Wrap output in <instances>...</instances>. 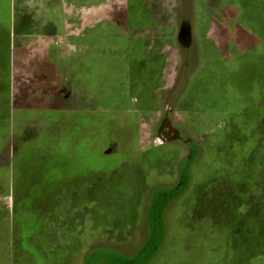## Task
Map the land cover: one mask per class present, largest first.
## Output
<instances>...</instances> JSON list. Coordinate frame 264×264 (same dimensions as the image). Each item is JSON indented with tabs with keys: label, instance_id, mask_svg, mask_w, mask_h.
Listing matches in <instances>:
<instances>
[{
	"label": "rangeland",
	"instance_id": "rangeland-1",
	"mask_svg": "<svg viewBox=\"0 0 264 264\" xmlns=\"http://www.w3.org/2000/svg\"><path fill=\"white\" fill-rule=\"evenodd\" d=\"M134 1L105 14L125 24ZM138 1L180 30L161 86L135 82L156 112L141 95L114 103L127 72H105L94 197H1L0 264H264V0ZM7 143L10 179L22 144Z\"/></svg>",
	"mask_w": 264,
	"mask_h": 264
},
{
	"label": "crops",
	"instance_id": "crops-1",
	"mask_svg": "<svg viewBox=\"0 0 264 264\" xmlns=\"http://www.w3.org/2000/svg\"><path fill=\"white\" fill-rule=\"evenodd\" d=\"M9 1L0 30V154L10 134L22 145L13 155L10 179L7 164H0L6 176L0 173V198H15V160L26 151L46 157L52 169L58 189L44 197H71L73 166L82 192L76 196L94 197L89 192L96 193L102 168L105 72L119 66L127 72L122 85L113 83L124 88L115 92L114 103L120 94L128 100L141 95L140 108L151 117V92L138 90L135 82L161 86L162 72L176 62L180 30L174 23L170 29L158 21L154 26L148 5L138 0L130 4L135 11L124 10L125 24L116 9L105 14V0Z\"/></svg>",
	"mask_w": 264,
	"mask_h": 264
},
{
	"label": "trees",
	"instance_id": "trees-1",
	"mask_svg": "<svg viewBox=\"0 0 264 264\" xmlns=\"http://www.w3.org/2000/svg\"><path fill=\"white\" fill-rule=\"evenodd\" d=\"M48 163L46 157H33L31 151H26L23 155L20 154L16 158L13 173L15 180V200L20 197L27 198V191L34 192V197H32L34 199L47 198L44 197V195L48 194V192L53 190L57 185V183L52 180V169ZM72 171L74 175H78L74 166ZM36 174L39 175L36 176ZM31 175L33 177H31ZM79 186L80 184L73 179L72 188L74 187V190H76ZM19 193H21L20 196Z\"/></svg>",
	"mask_w": 264,
	"mask_h": 264
}]
</instances>
